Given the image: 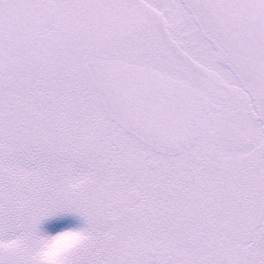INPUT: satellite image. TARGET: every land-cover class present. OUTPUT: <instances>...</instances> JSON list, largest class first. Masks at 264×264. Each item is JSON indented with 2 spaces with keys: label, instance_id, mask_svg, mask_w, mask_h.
<instances>
[{
  "label": "snow or ice",
  "instance_id": "6c2138e0",
  "mask_svg": "<svg viewBox=\"0 0 264 264\" xmlns=\"http://www.w3.org/2000/svg\"><path fill=\"white\" fill-rule=\"evenodd\" d=\"M0 264H264V0H0Z\"/></svg>",
  "mask_w": 264,
  "mask_h": 264
},
{
  "label": "rangeland",
  "instance_id": "374dc122",
  "mask_svg": "<svg viewBox=\"0 0 264 264\" xmlns=\"http://www.w3.org/2000/svg\"><path fill=\"white\" fill-rule=\"evenodd\" d=\"M52 224H55L57 227H64L66 225L76 226L77 224L81 223L80 221L74 220V219H66L63 221H53ZM43 227L48 228L49 225L45 224Z\"/></svg>",
  "mask_w": 264,
  "mask_h": 264
}]
</instances>
